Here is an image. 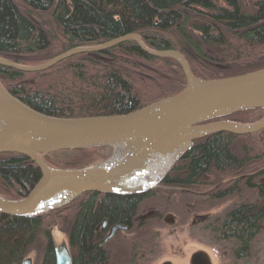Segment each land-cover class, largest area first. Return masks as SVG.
<instances>
[{
  "label": "trees",
  "instance_id": "obj_1",
  "mask_svg": "<svg viewBox=\"0 0 264 264\" xmlns=\"http://www.w3.org/2000/svg\"><path fill=\"white\" fill-rule=\"evenodd\" d=\"M130 33L156 50L182 52L199 78L219 79L264 68V0H0V56L36 65L80 46H96ZM0 81L31 108L77 118L127 114L180 93L187 85L181 65L157 58L129 40L103 52L81 53L48 70L26 73L0 65ZM263 109L227 119L253 123ZM258 114V116H255ZM75 152L72 159H61ZM109 157L103 146L43 155L55 168H83ZM41 177L21 154H0V194L21 198ZM264 129L235 135L219 132L193 140L155 190L136 196L87 192L68 205L35 217L0 215V264H21L37 251L39 264H56L54 228L68 235L73 264H111L100 247L105 220L129 224L143 201L163 186L206 189L224 198L240 185L256 188L259 202L241 204L209 225L214 235L236 240L247 253L264 221ZM174 192V190H169ZM210 191V190H209Z\"/></svg>",
  "mask_w": 264,
  "mask_h": 264
},
{
  "label": "water",
  "instance_id": "obj_2",
  "mask_svg": "<svg viewBox=\"0 0 264 264\" xmlns=\"http://www.w3.org/2000/svg\"><path fill=\"white\" fill-rule=\"evenodd\" d=\"M129 40L136 41L148 55L175 59L186 77V87L175 96L127 114L66 118L31 108L0 81V154L24 155L41 172L27 196L10 198L0 194V215L39 216L64 207L87 192L146 194L164 182L193 140L219 132L248 135L264 129V115L253 123L227 119L206 122L243 110H264V68L219 79L199 78L182 52L150 48L137 33L96 46L75 47L33 66L0 56V65L26 73L41 72L73 55L103 52ZM100 146L106 148L109 157L88 167L55 168L43 159V155L58 151ZM126 229V225H115L101 246L118 230ZM53 230L56 264H73L68 235ZM34 263L29 254L21 264ZM193 264L207 262L196 255Z\"/></svg>",
  "mask_w": 264,
  "mask_h": 264
},
{
  "label": "rangeland",
  "instance_id": "obj_3",
  "mask_svg": "<svg viewBox=\"0 0 264 264\" xmlns=\"http://www.w3.org/2000/svg\"><path fill=\"white\" fill-rule=\"evenodd\" d=\"M242 3L250 8L251 0H242ZM76 155L75 152H65L60 158L72 159ZM221 190L216 185L206 189L168 190L155 192L146 198L141 204L140 217L160 213L164 220L156 225L155 233L150 232L147 241L141 245L143 257L139 264H193L196 255L203 256L207 264H264V221L249 250L242 256L236 255L239 248L236 240L220 239L209 229L210 224L221 219L229 210L244 203L259 202L257 190L241 184L234 194L224 198L211 196L212 191L215 194ZM203 217H209V220L200 223ZM30 254L34 264H39L40 254L37 251ZM121 262L116 255L112 264Z\"/></svg>",
  "mask_w": 264,
  "mask_h": 264
},
{
  "label": "flooded vegetation",
  "instance_id": "obj_4",
  "mask_svg": "<svg viewBox=\"0 0 264 264\" xmlns=\"http://www.w3.org/2000/svg\"><path fill=\"white\" fill-rule=\"evenodd\" d=\"M163 187L169 190H179L180 189V190L186 191V189H182L179 187H172V186H163ZM234 193L235 191H233L231 194H234ZM212 194H214L213 191H212ZM163 220H164V217L160 213L158 214L151 213L148 216L140 217V211L137 214V216L129 224H121L120 222L110 223L108 220H105L104 222H106V224L104 225V222H103L100 228V231L102 232V238L98 242L97 247L98 248L100 247L107 255L110 256L111 264L116 255L121 258L122 262L120 264H139L141 258L143 257L141 255L142 254V251H141L142 249L140 248L142 247L141 245L147 241V237H148L147 235L150 232L153 233L154 230L156 229L155 228L156 225L158 223L163 222ZM208 220H209V217L208 218L203 217L201 218L200 223L207 222ZM117 224L126 225L128 229L118 230L115 233V235L106 242V244L101 246V244H103L106 241V239L109 237L112 231V228ZM164 264H167V263H164Z\"/></svg>",
  "mask_w": 264,
  "mask_h": 264
}]
</instances>
